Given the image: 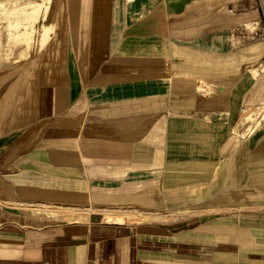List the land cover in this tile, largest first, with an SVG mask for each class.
<instances>
[{"label": "crops", "instance_id": "0c3cea01", "mask_svg": "<svg viewBox=\"0 0 264 264\" xmlns=\"http://www.w3.org/2000/svg\"><path fill=\"white\" fill-rule=\"evenodd\" d=\"M263 106L264 0H0V264H264Z\"/></svg>", "mask_w": 264, "mask_h": 264}, {"label": "rangeland", "instance_id": "374dc122", "mask_svg": "<svg viewBox=\"0 0 264 264\" xmlns=\"http://www.w3.org/2000/svg\"><path fill=\"white\" fill-rule=\"evenodd\" d=\"M248 117L249 118H252V116H249L248 115ZM132 214H133V216H129V218H119L118 219V221H125V220H130V221H134V222H141V221H143V220H146L145 218H143V216H142V214L140 213V212H138V211H132L131 212ZM174 217L172 216V217H169V218H167L166 220H168V219H173Z\"/></svg>", "mask_w": 264, "mask_h": 264}, {"label": "bare ground", "instance_id": "6f19581e", "mask_svg": "<svg viewBox=\"0 0 264 264\" xmlns=\"http://www.w3.org/2000/svg\"><path fill=\"white\" fill-rule=\"evenodd\" d=\"M40 7H41V5L39 6V8H40ZM263 107H264V106H263ZM252 110H253L252 108L248 109V111L244 113V116H246L247 118H249L248 115L251 116V114H252Z\"/></svg>", "mask_w": 264, "mask_h": 264}, {"label": "built area", "instance_id": "2783aa9c", "mask_svg": "<svg viewBox=\"0 0 264 264\" xmlns=\"http://www.w3.org/2000/svg\"><path fill=\"white\" fill-rule=\"evenodd\" d=\"M251 116H252V115H251ZM247 133H249V131L245 132V134H247ZM245 134H244V135H245Z\"/></svg>", "mask_w": 264, "mask_h": 264}]
</instances>
